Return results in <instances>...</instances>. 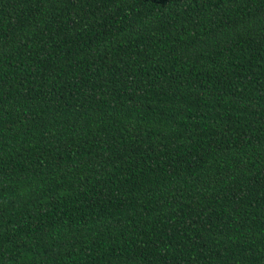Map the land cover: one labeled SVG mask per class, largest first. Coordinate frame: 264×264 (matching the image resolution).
Instances as JSON below:
<instances>
[{"label":"trees","instance_id":"obj_1","mask_svg":"<svg viewBox=\"0 0 264 264\" xmlns=\"http://www.w3.org/2000/svg\"><path fill=\"white\" fill-rule=\"evenodd\" d=\"M0 264H264V0H0Z\"/></svg>","mask_w":264,"mask_h":264}]
</instances>
